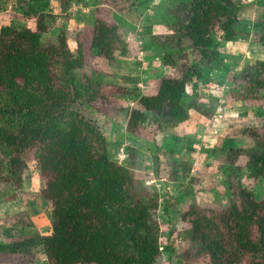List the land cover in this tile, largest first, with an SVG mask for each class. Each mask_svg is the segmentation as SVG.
<instances>
[{
  "label": "trees",
  "instance_id": "obj_1",
  "mask_svg": "<svg viewBox=\"0 0 264 264\" xmlns=\"http://www.w3.org/2000/svg\"><path fill=\"white\" fill-rule=\"evenodd\" d=\"M51 1L14 0L15 13L0 31V181L20 187L26 168L22 154L32 150L44 181L39 195L49 204L50 228L27 234L16 220L1 228L0 252L28 255L38 250L47 264H156L161 252L157 193L135 180L129 166L134 148L127 147L129 164L109 156L107 138L75 103L99 107L103 101L132 99L125 129L150 126L164 136L188 118L190 108L210 113L186 98L187 86L206 71L223 69L226 57L239 65L229 81L231 91L240 99L264 100V60L227 56L213 38L217 33L221 40L264 45V14L253 21L240 18L234 0H169L165 13L151 19L172 32L150 35L169 71L159 76L153 93H144L136 85L104 81L102 72L86 63L87 53L109 62L126 53L124 28L114 11L110 15V9L97 4L84 27L88 40L79 36L72 49L65 28L50 26ZM101 1L122 10L136 3ZM27 19L35 20L34 28ZM47 33L52 34L45 39ZM175 149L167 148L172 156L162 161L153 155L156 176L193 181L188 162L175 156ZM240 156L239 165L250 175H264V145L229 146L225 153L230 162ZM230 190L228 207L193 205L182 211L190 224V251L206 256L210 264H264V194L239 182Z\"/></svg>",
  "mask_w": 264,
  "mask_h": 264
},
{
  "label": "rangeland",
  "instance_id": "obj_2",
  "mask_svg": "<svg viewBox=\"0 0 264 264\" xmlns=\"http://www.w3.org/2000/svg\"><path fill=\"white\" fill-rule=\"evenodd\" d=\"M138 1L136 0L131 8L122 10L117 9L118 4L111 7L101 0H70V2L59 0L57 4L60 8L59 6L55 9L51 8L48 21L53 30L66 25L70 27L66 30V38L70 48L74 49L79 36L84 41L88 40L87 30L82 27V23L88 22L94 5L98 4L102 10L110 9V15L114 11L113 14L122 21L124 37L127 38L126 42L130 50L127 45L126 53H119L117 56L119 61L114 63V60L109 62L103 57L98 58L88 54L85 45L88 68L100 70L101 77L106 82L129 83L138 86L144 93H153L159 76L167 70H164L165 66L163 67L161 62V50L154 47L150 41L151 31H142L140 25H135L149 4V2L137 3ZM234 1L238 3V0ZM51 2L55 5V0ZM87 7L89 11H84L83 8ZM155 9L157 11V8ZM160 12L159 10L158 13ZM68 17L71 19L69 23ZM26 23L32 28L35 26L34 19H27ZM174 28L177 29L178 26L175 25ZM168 30L164 34L172 32V29L168 28ZM51 34H45L44 38H49ZM217 36L218 34L214 33L213 38L227 56L233 57L241 52L239 53L241 58L264 60V45L260 42L247 40L249 44L242 45V51H232L236 53L234 55L226 45L227 40H221ZM142 46H147V50L143 52ZM223 61V69L206 71L201 78L193 80L187 86L186 98L194 99L197 104L211 110L206 114L199 109L190 108L188 118L197 121L190 130L185 128L181 131L175 130V126L168 128L162 136L150 126L138 127L134 131H127L125 127L123 129L127 109L134 104L132 99H120L115 103L103 101L99 103V107L92 103H75V107L91 117L109 140V156L129 164L127 147L134 148L135 160L129 166L133 170L135 180L144 190L157 193L155 216L159 224L161 252L156 264H210L206 256H194L190 251L187 237L190 224L182 219L183 210L193 205L228 207L231 198L230 186L238 182L249 187L257 195L264 194V175L260 177L250 175L244 166L239 165L243 164L241 156L234 162L225 159L229 146L253 149L263 147L264 100L260 98L244 100L233 93L229 81L232 80L239 65L229 57ZM193 87L197 88L194 92ZM201 115L209 116L207 118L211 121L201 119ZM175 131L180 133H175L173 137ZM171 146L177 150L174 152L175 156L188 162L189 174L194 176L193 181H169L156 176L152 157L156 154L161 161L169 159L172 154L166 149ZM22 156L26 168L21 175V186L15 187L0 181V230L17 220L18 225L27 234L46 233L50 228V207L39 195V189L44 181L37 170L33 151L26 150ZM40 253L37 250L28 255L17 254L14 257L18 258L17 262L22 263L33 257L39 263L43 261V255Z\"/></svg>",
  "mask_w": 264,
  "mask_h": 264
},
{
  "label": "crops",
  "instance_id": "obj_3",
  "mask_svg": "<svg viewBox=\"0 0 264 264\" xmlns=\"http://www.w3.org/2000/svg\"><path fill=\"white\" fill-rule=\"evenodd\" d=\"M13 1L14 0H0V31L2 30L3 26H5L4 25V23H6L5 17L10 16V15L15 13V7L13 5ZM56 1L57 0H55V5L52 3V8H54V9L56 8V6H59L58 8H60V5L57 4V2L59 0L57 2ZM168 1L169 0H149V4H147L146 9L143 11L142 16L140 17V19L138 20V22L135 25L136 26L140 25L142 31L148 30V31H151L150 33L164 34L165 32L169 31L168 28L163 23L155 21L154 18L151 19L152 16L153 17H156V16L159 17L165 13V6H167ZM248 1H250V2H248ZM238 4L240 7V14H239L240 18L253 21V20L257 19L258 17H260L262 14H264V0H238ZM136 6H138V5H136ZM94 7H95V5H94ZM93 8L91 10H93ZM155 8H157V11ZM83 10L87 11L88 7L83 8ZM159 10L161 11L160 13H158ZM89 15H91V14H89ZM90 18L91 17L89 16L88 21H90ZM70 20L71 19L68 17V23ZM82 24H83L82 27H85L89 23L84 22ZM64 28H65V30H68L70 27H67V25H66V26H64ZM126 40H127V38H126ZM225 42H226V45L229 47V51H231V52L235 51V50L236 51H242L241 50L242 45L249 44L248 43L249 41H247V40L243 41L242 39L241 40H235V41L227 40ZM127 45H128V50H130L129 44H127ZM218 49L220 51H222L220 47H218ZM232 53H234V52H232ZM239 53H241V52H239ZM234 54H236V53H234ZM99 57L100 56H98V58ZM116 61L118 62L119 58L116 57V59L113 62L115 63ZM161 62L163 64V67L165 66L164 70L166 69L167 71L166 70L165 71L168 72L169 71L168 65L166 63H164L163 61H161ZM193 88H194V89H192L193 92L197 90L196 87H193ZM187 90H188V88H187ZM207 117H209V116L201 115L200 118L204 119L208 122L211 121V119L207 118ZM124 118L126 120V115ZM196 118L198 119V117H196ZM125 120L123 122V129L125 127ZM196 123H197L196 120L194 121L192 118H188L185 121L179 123L176 126L175 130L181 131V130H183V128L190 130L191 128H194ZM175 133H180V132H177V131L173 132L174 135H176ZM108 142H109V140H108ZM109 144H110V142H109ZM156 144H159V142H156ZM171 147L174 148L173 146H171ZM0 254H1L0 255V259H1L0 264H47L46 260H45V256L43 253H40L41 255H43V258H42L43 261L39 262V263H38V261H36L37 259H34L33 257H31V259H27V262H25V263L17 262L16 260H18V258L14 257V255H17L16 253L0 252Z\"/></svg>",
  "mask_w": 264,
  "mask_h": 264
},
{
  "label": "built area",
  "instance_id": "obj_4",
  "mask_svg": "<svg viewBox=\"0 0 264 264\" xmlns=\"http://www.w3.org/2000/svg\"><path fill=\"white\" fill-rule=\"evenodd\" d=\"M160 249H161V246H160Z\"/></svg>",
  "mask_w": 264,
  "mask_h": 264
}]
</instances>
